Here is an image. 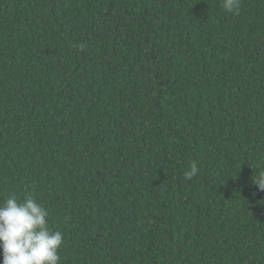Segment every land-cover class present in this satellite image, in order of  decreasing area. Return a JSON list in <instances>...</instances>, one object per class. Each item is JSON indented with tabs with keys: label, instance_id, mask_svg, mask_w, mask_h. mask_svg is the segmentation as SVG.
<instances>
[{
	"label": "trees",
	"instance_id": "1",
	"mask_svg": "<svg viewBox=\"0 0 264 264\" xmlns=\"http://www.w3.org/2000/svg\"><path fill=\"white\" fill-rule=\"evenodd\" d=\"M260 169L264 0H0V203L59 264H264Z\"/></svg>",
	"mask_w": 264,
	"mask_h": 264
},
{
	"label": "clouds",
	"instance_id": "2",
	"mask_svg": "<svg viewBox=\"0 0 264 264\" xmlns=\"http://www.w3.org/2000/svg\"><path fill=\"white\" fill-rule=\"evenodd\" d=\"M227 12H238L240 0H223ZM83 49L84 45L79 46ZM199 169L196 162L185 179L191 180ZM253 179L258 190L264 191V169ZM48 212L35 199L25 195L22 200L9 196L0 203V254L2 264H59L63 234L53 231L47 223Z\"/></svg>",
	"mask_w": 264,
	"mask_h": 264
}]
</instances>
